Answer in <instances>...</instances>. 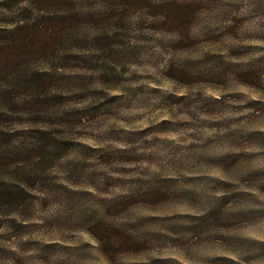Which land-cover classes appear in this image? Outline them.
<instances>
[{"label": "rangeland", "instance_id": "1", "mask_svg": "<svg viewBox=\"0 0 264 264\" xmlns=\"http://www.w3.org/2000/svg\"><path fill=\"white\" fill-rule=\"evenodd\" d=\"M0 264H264V0H0Z\"/></svg>", "mask_w": 264, "mask_h": 264}]
</instances>
